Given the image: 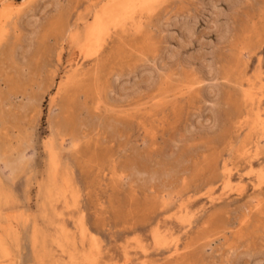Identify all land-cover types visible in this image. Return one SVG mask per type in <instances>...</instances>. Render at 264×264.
Here are the masks:
<instances>
[{
	"label": "rangeland",
	"instance_id": "1",
	"mask_svg": "<svg viewBox=\"0 0 264 264\" xmlns=\"http://www.w3.org/2000/svg\"><path fill=\"white\" fill-rule=\"evenodd\" d=\"M109 1L0 0V264H264V0Z\"/></svg>",
	"mask_w": 264,
	"mask_h": 264
},
{
	"label": "bare ground",
	"instance_id": "2",
	"mask_svg": "<svg viewBox=\"0 0 264 264\" xmlns=\"http://www.w3.org/2000/svg\"><path fill=\"white\" fill-rule=\"evenodd\" d=\"M148 2L149 0H110L106 5H104L101 9V12H98V14L95 15L96 17L94 21L86 26L85 30L81 32L79 36L76 35L78 38L77 40H79V42L81 43V46L86 51V54H88V56H90V54L94 55V53L96 52H93L95 43L97 44V42L103 37V35L109 32L110 26L117 27L119 25H124V20H126V18L132 17L138 7H143ZM102 40L103 39H101V41ZM22 152H24V150ZM57 163L58 162H56V164ZM53 167L55 166L53 165Z\"/></svg>",
	"mask_w": 264,
	"mask_h": 264
}]
</instances>
